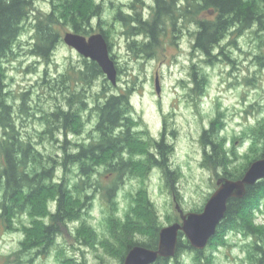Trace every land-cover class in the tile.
Instances as JSON below:
<instances>
[{
	"label": "rangeland",
	"instance_id": "1",
	"mask_svg": "<svg viewBox=\"0 0 264 264\" xmlns=\"http://www.w3.org/2000/svg\"><path fill=\"white\" fill-rule=\"evenodd\" d=\"M95 1L103 5L104 12L100 20H93L91 35L104 30L118 70L117 85L108 80L110 92L130 90L132 94V118L138 122L135 130L139 143L135 155H131L141 168L148 169L146 153L152 150L153 139L164 133V141L172 147L168 163L177 178L169 182L159 166H152L144 176L126 174L120 180L104 168L98 173L95 170L88 181L100 185L93 183L84 191L90 196L84 210L60 224V232L54 236L47 253L30 249L13 257L25 239L40 236L44 224L49 222L48 213L54 210L52 199L33 217L19 216L12 230L0 224V264H10L15 258L20 259V264H123V250L128 242L125 239L147 243L156 228L182 223L177 205L185 213L201 212L206 200L217 190L219 178L228 172H239L263 153L264 135L260 133L264 128L263 29L257 25L233 28L222 46L208 57L194 47L195 36L191 34L196 32L194 25L180 23L174 31L167 27L161 46L147 57L131 47L133 41L147 37H133L130 27L117 17L120 13L125 17L140 12L148 18L154 15V0ZM32 9L35 17L42 16L51 10L50 1L35 0ZM198 17L207 19L203 13ZM32 27L30 22L25 24L14 56L0 61V84L8 101L18 108L25 93L27 106L37 115L23 119V130L31 133L42 131L44 125L39 118L63 102V97H56L51 91L49 83L58 80L70 65L78 68L84 62L78 51L64 43L66 32L49 61L34 56ZM156 78L160 94L156 92ZM94 83L91 91H102L103 79ZM84 120L83 134L69 136L72 143H89L96 117L87 112ZM214 122L215 132L207 139L218 142L227 162L211 169L203 165L207 145L202 137ZM37 147L44 155L54 150L48 142ZM72 170L67 178L70 185L82 179L78 167ZM61 176L59 172L58 178ZM111 187L115 189L112 201L106 193ZM252 223L259 230L256 236L245 230L220 235L204 249L203 264H251L252 246L256 241L264 246V203ZM179 238L187 240L183 234ZM201 261L195 252L183 247L167 264H202Z\"/></svg>",
	"mask_w": 264,
	"mask_h": 264
},
{
	"label": "trees",
	"instance_id": "2",
	"mask_svg": "<svg viewBox=\"0 0 264 264\" xmlns=\"http://www.w3.org/2000/svg\"><path fill=\"white\" fill-rule=\"evenodd\" d=\"M49 1L51 10L35 17L32 9L35 0H0V61L14 56L15 46L27 22L32 23L34 31L31 53L49 61L58 44L62 42L64 32L92 36L93 20H100L104 12L103 5L97 4L95 0ZM188 1L193 11L188 10L189 6L185 7L183 15L181 13L178 15L175 0H156L154 15L148 18H144L140 12L133 16L127 14L125 17L120 13L117 18L125 26L130 27L133 37H147L142 41L132 42L131 47L135 52L151 57L161 46L160 41L162 36L167 34V27L174 31L180 23L194 25L196 30L194 47L208 57L222 46L226 35L237 26L247 29L257 25L264 30V0ZM202 13L207 19L198 17ZM101 32L108 40L104 30ZM65 72L58 80L49 83L51 91H54L56 97H63V102L55 105L51 111L44 112L39 118L44 128L42 131L32 133L23 130L25 128L23 119L37 116L33 108L26 104L27 94L21 95V104L16 108L2 92L3 85L0 84V224L5 229L12 230L19 216L26 214L33 217L45 208L48 199L54 202V210L48 213L49 222L44 224L40 236L25 239L21 243L22 248L13 257H18L30 249H39L40 254L47 253L54 236L60 232V224L79 216L84 210L85 202L90 198L84 191L91 188L93 183L100 185L97 181L93 182L91 179L90 183L88 181L89 175L95 170L98 173L100 168H104L107 173H113L117 180H120L126 174L144 176L152 166H159L163 168L169 182H174L177 178L168 163L172 147L164 141V133L153 139V148L146 153L145 164L148 169L141 168V164L133 159L131 154L135 155V147L139 140L138 132L135 130L138 122L132 118L130 90L111 93L112 86L104 71L91 59L84 58L81 66L75 68L70 65ZM99 78L103 79V89L99 93H93L91 89ZM87 112L91 117H96L90 141L72 143L70 135L83 134L84 114ZM215 123H212V128L206 130L202 137L207 145L204 149L203 165L211 169L222 167L227 162L218 142L207 139L215 132ZM260 131L261 135H264V128ZM45 142L51 143L54 150L44 155L37 144ZM263 158L264 150L253 161ZM253 161L237 173H225V178L241 179ZM73 167H78V175L82 179L70 185L67 178ZM59 172L62 174L61 178H58ZM174 188L172 183V189ZM107 189L106 193L112 201L115 189L113 187ZM263 203L264 180L248 187L247 194L242 199L230 201L226 216L209 244L220 235L225 236L235 230H245L249 235L256 236L259 230L252 221ZM160 230L159 227L156 228L147 243L125 239L128 242L124 247L121 263L127 252L135 245L157 249ZM183 240L179 242L178 251L185 247L195 252L201 261L204 252L194 250L188 240L184 238ZM252 248L251 264H264V246L260 241H256ZM20 262V259L15 258L10 264ZM167 262V259L159 258L155 264ZM201 262L203 264V261Z\"/></svg>",
	"mask_w": 264,
	"mask_h": 264
},
{
	"label": "water",
	"instance_id": "3",
	"mask_svg": "<svg viewBox=\"0 0 264 264\" xmlns=\"http://www.w3.org/2000/svg\"><path fill=\"white\" fill-rule=\"evenodd\" d=\"M64 43L78 51L84 58L98 63L107 79L117 85L118 70L116 61L110 55V46L104 34L84 36L74 32H66ZM156 92L160 94V85L156 78ZM264 180V158L254 160L243 173L241 179L221 177L217 180V190L206 200L201 212H184L177 205L182 223L175 222L159 232L157 249L135 245L130 249L123 264H155L159 258L172 259L177 254L180 238L183 234L194 250L204 251L209 242L217 234L219 224L226 216L228 204L232 199L246 196L248 187Z\"/></svg>",
	"mask_w": 264,
	"mask_h": 264
},
{
	"label": "flooded vegetation",
	"instance_id": "4",
	"mask_svg": "<svg viewBox=\"0 0 264 264\" xmlns=\"http://www.w3.org/2000/svg\"><path fill=\"white\" fill-rule=\"evenodd\" d=\"M190 2L188 0H175V7H177V12H178V15H180V13L183 15V11L185 10L186 11V8L189 6L190 9L188 10H191L193 11V7L190 6ZM156 6V0H154V7ZM186 7V8H185ZM182 18V17H180ZM183 19V18H182ZM181 20V19H180ZM184 21V19L182 20ZM192 25V24H191ZM188 31H190L188 29ZM191 33V32H189ZM191 34H194V36L196 35V33H191Z\"/></svg>",
	"mask_w": 264,
	"mask_h": 264
}]
</instances>
